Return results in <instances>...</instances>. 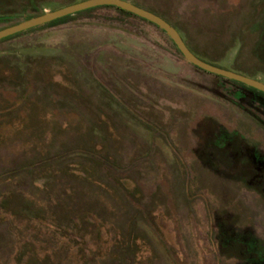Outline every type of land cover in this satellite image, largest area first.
<instances>
[{
    "label": "rangeland",
    "instance_id": "374dc122",
    "mask_svg": "<svg viewBox=\"0 0 264 264\" xmlns=\"http://www.w3.org/2000/svg\"><path fill=\"white\" fill-rule=\"evenodd\" d=\"M73 1L0 0V28ZM128 1L264 83V0ZM220 125L249 156L215 152ZM255 153L264 98L139 16L101 4L0 38V264H264Z\"/></svg>",
    "mask_w": 264,
    "mask_h": 264
},
{
    "label": "water",
    "instance_id": "95a60500",
    "mask_svg": "<svg viewBox=\"0 0 264 264\" xmlns=\"http://www.w3.org/2000/svg\"><path fill=\"white\" fill-rule=\"evenodd\" d=\"M101 4H110L114 5L120 9L129 11L137 16H140L148 21L153 22L160 28H162L167 35L174 42L177 49L180 51L182 56L189 61L190 63L198 66L201 69L209 71L211 73H215L226 78L234 79L244 84L250 85L254 88H257L264 92V83L251 78L249 76L243 75L239 72L227 69L217 64L210 63L208 61L203 60L202 58L195 55L184 43L182 38L180 37L177 30L168 23L164 18L160 15L152 12L149 9H146L142 6H139L133 2L128 0H77L73 1L59 7L53 8L51 10L43 11L38 14H34L25 19L19 20L17 22L11 23L9 25L3 26L0 28V38L6 35L18 32L20 30L29 28L31 26L52 20L54 18L84 9L91 6L101 5Z\"/></svg>",
    "mask_w": 264,
    "mask_h": 264
},
{
    "label": "flooded vegetation",
    "instance_id": "af4514ba",
    "mask_svg": "<svg viewBox=\"0 0 264 264\" xmlns=\"http://www.w3.org/2000/svg\"><path fill=\"white\" fill-rule=\"evenodd\" d=\"M123 10V9H122ZM124 11H126V10H124ZM126 12H128V13H131V12H129V11H126ZM153 12V11H152ZM155 13V12H154ZM133 14V13H132ZM157 14V13H156ZM133 15H135V14H133ZM137 16V15H136ZM140 17V16H139ZM162 17V16H161ZM140 18H142V17H140ZM163 18V17H162ZM142 19H144V18H142ZM146 20V19H145ZM166 20V19H165ZM148 21V20H147ZM167 21V20H166ZM149 22H151V21H149ZM168 22V21H167ZM151 23H153V22H151ZM169 23V22H168ZM154 24V23H153ZM171 24V23H170ZM154 25H156V24H154ZM172 25V24H171ZM157 26V25H156ZM173 26V25H172ZM159 27V26H158ZM174 27V26H173ZM160 28V27H159ZM175 28V27H174ZM160 29H162V28H160ZM176 29V28H175ZM163 30V29H162ZM177 30V29H176ZM164 31V30H163ZM165 32V31H164ZM177 32H178V30H177ZM166 33V32H165ZM179 33V32H178ZM167 34V33H166ZM180 35V34H179ZM169 37V36H168ZM181 37V36H180ZM2 38V37H1ZM170 38V37H169ZM182 38V37H181ZM171 39V38H170ZM183 40V39H182ZM172 41V40H171ZM173 42V41H172ZM185 43V42H184ZM173 44H174V42H173ZM186 44V43H185ZM175 45V44H174ZM176 47V46H175ZM188 47V46H187ZM177 48V47H176ZM189 48V47H188ZM190 49V48H189ZM178 50V49H177ZM191 50V49H190ZM179 51V50H178ZM192 51V50H191ZM179 53H180V51H179ZM181 54V53H180ZM182 55V54H181ZM183 57V56H182ZM184 58V57H183ZM185 59V58H184ZM186 60V59H185ZM187 61V60H186ZM206 61V60H205ZM189 62V61H188ZM190 63V62H189ZM210 63H212V62H210ZM192 64V63H191ZM213 64H215V63H213ZM192 65H194V64H192ZM194 66H196V65H194ZM196 67H198V66H196ZM199 68V67H198ZM201 69V68H200ZM202 70H204V69H202ZM204 71H206V70H204ZM207 72H209V71H207ZM211 73V72H210ZM212 74H215V73H212ZM215 75H218V74H215ZM218 76H221V75H218ZM222 77H224V76H222ZM226 78V77H225ZM228 79H230V78H228ZM237 81V80H236ZM238 83H240V84H243V85H245L246 87H248L249 88V90H251V93H253L254 95H256L257 96V98H264V92L263 91H261V90H259V89H257V88H252L251 89V87L252 86H250V85H247V84H244V83H242V82H239L238 81ZM260 120V119H259ZM261 121V120H260ZM263 123V122H262ZM221 129H222V131H223V145L221 144V143H219V142H217V141H214V139H213V142H212V148L215 150V152H223L222 150H224V147L226 148V149H228V151H230L231 149L233 150V154L234 155H237L238 153L240 154V158H241V155L242 154H244L245 156H249V152H248V149H250V150H252V148H251V146H250V144L247 146L246 145V143H244L243 141H242V139L240 138V137H238V136H232L231 137V135H228L229 137L228 138H226L225 136V133H224V129H225V126H223V125H220L219 126ZM229 138H231V139H229ZM222 140V139H221ZM230 146H231V148H230ZM251 154V153H250ZM252 160H253V162H255L256 163V165H255V168L257 169V171L255 172V174L259 177V179H262V177H263V175H264V163H263V161H262V157L259 155V153H255V155H254V158H253V156H252Z\"/></svg>",
    "mask_w": 264,
    "mask_h": 264
},
{
    "label": "trees",
    "instance_id": "16d2710c",
    "mask_svg": "<svg viewBox=\"0 0 264 264\" xmlns=\"http://www.w3.org/2000/svg\"><path fill=\"white\" fill-rule=\"evenodd\" d=\"M58 18V17H57ZM54 19H56V18H54ZM21 31V30H20ZM13 34V33H12ZM9 35H11V34H9ZM6 36H8V35H6ZM5 37V36H4Z\"/></svg>",
    "mask_w": 264,
    "mask_h": 264
}]
</instances>
